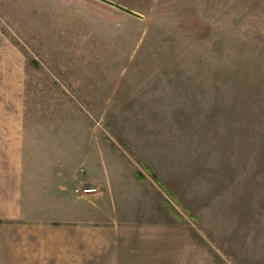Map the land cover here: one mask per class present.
I'll list each match as a JSON object with an SVG mask.
<instances>
[{"label":"rangeland","instance_id":"1","mask_svg":"<svg viewBox=\"0 0 264 264\" xmlns=\"http://www.w3.org/2000/svg\"><path fill=\"white\" fill-rule=\"evenodd\" d=\"M109 1L0 0V127L140 171L154 264H264V0Z\"/></svg>","mask_w":264,"mask_h":264},{"label":"crops","instance_id":"2","mask_svg":"<svg viewBox=\"0 0 264 264\" xmlns=\"http://www.w3.org/2000/svg\"><path fill=\"white\" fill-rule=\"evenodd\" d=\"M27 132L0 127V264H154L165 227L145 181L96 152L80 160L77 137L59 129Z\"/></svg>","mask_w":264,"mask_h":264},{"label":"built area","instance_id":"3","mask_svg":"<svg viewBox=\"0 0 264 264\" xmlns=\"http://www.w3.org/2000/svg\"><path fill=\"white\" fill-rule=\"evenodd\" d=\"M73 192L78 195H86L96 192V188L88 185H80L79 187L73 188Z\"/></svg>","mask_w":264,"mask_h":264},{"label":"water","instance_id":"4","mask_svg":"<svg viewBox=\"0 0 264 264\" xmlns=\"http://www.w3.org/2000/svg\"><path fill=\"white\" fill-rule=\"evenodd\" d=\"M102 1L108 3V4L112 5V6H115V7L119 8V9H121V10H123V11L129 13V14H132V15L137 16V17H139V18L142 17V16L139 15L138 13H136V12H134V11H132V10H130V9L126 8V7H124V6H121V5L115 4V3H113V2H111V1H109V0H102Z\"/></svg>","mask_w":264,"mask_h":264},{"label":"trees","instance_id":"5","mask_svg":"<svg viewBox=\"0 0 264 264\" xmlns=\"http://www.w3.org/2000/svg\"><path fill=\"white\" fill-rule=\"evenodd\" d=\"M140 163V162H139ZM140 166L145 170L147 171L148 173H150L148 171V169L145 167V165H143L142 163H140ZM135 176L138 178V179H143V176H142V173L140 171H135L134 172ZM156 182L158 183V185L162 188V190H164V192L166 193V189L164 188V186L162 184L159 183L158 180H156Z\"/></svg>","mask_w":264,"mask_h":264}]
</instances>
